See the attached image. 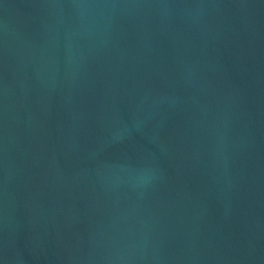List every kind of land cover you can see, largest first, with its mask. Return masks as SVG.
I'll list each match as a JSON object with an SVG mask.
<instances>
[{
  "label": "water",
  "instance_id": "obj_1",
  "mask_svg": "<svg viewBox=\"0 0 264 264\" xmlns=\"http://www.w3.org/2000/svg\"><path fill=\"white\" fill-rule=\"evenodd\" d=\"M0 264H264V0H0Z\"/></svg>",
  "mask_w": 264,
  "mask_h": 264
}]
</instances>
